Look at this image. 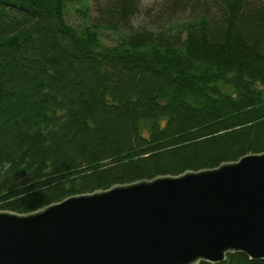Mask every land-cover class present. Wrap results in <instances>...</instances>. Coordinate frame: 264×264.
<instances>
[{"label": "trees", "instance_id": "obj_1", "mask_svg": "<svg viewBox=\"0 0 264 264\" xmlns=\"http://www.w3.org/2000/svg\"><path fill=\"white\" fill-rule=\"evenodd\" d=\"M71 1L0 0V211L264 152V0Z\"/></svg>", "mask_w": 264, "mask_h": 264}, {"label": "water", "instance_id": "obj_2", "mask_svg": "<svg viewBox=\"0 0 264 264\" xmlns=\"http://www.w3.org/2000/svg\"><path fill=\"white\" fill-rule=\"evenodd\" d=\"M235 252L264 259V152L0 211V264H198Z\"/></svg>", "mask_w": 264, "mask_h": 264}, {"label": "rangeland", "instance_id": "obj_3", "mask_svg": "<svg viewBox=\"0 0 264 264\" xmlns=\"http://www.w3.org/2000/svg\"><path fill=\"white\" fill-rule=\"evenodd\" d=\"M98 1H102V0H72L70 2V6L72 8H76L79 7L81 5L84 6H88L89 8L93 9L94 4ZM162 0H141V4L143 5V7H147V6H157L159 2H161ZM73 16V15H72Z\"/></svg>", "mask_w": 264, "mask_h": 264}]
</instances>
